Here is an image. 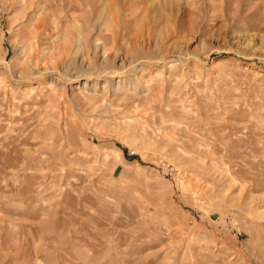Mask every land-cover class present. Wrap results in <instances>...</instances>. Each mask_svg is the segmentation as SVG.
I'll list each match as a JSON object with an SVG mask.
<instances>
[{"label": "rangeland", "instance_id": "rangeland-1", "mask_svg": "<svg viewBox=\"0 0 264 264\" xmlns=\"http://www.w3.org/2000/svg\"><path fill=\"white\" fill-rule=\"evenodd\" d=\"M31 1L0 0V264H264V0H118L144 14L107 54L137 60L144 21L173 57L142 101L78 65L55 84L56 51L91 62L98 32Z\"/></svg>", "mask_w": 264, "mask_h": 264}, {"label": "bare ground", "instance_id": "bare-ground-1", "mask_svg": "<svg viewBox=\"0 0 264 264\" xmlns=\"http://www.w3.org/2000/svg\"><path fill=\"white\" fill-rule=\"evenodd\" d=\"M48 1L49 0H37V2H38L37 6L40 8L42 7L44 10H47L49 8V6H51V8H52L53 4L55 3V0L50 1V2H52V4H48ZM67 1H70V0H67ZM119 1L118 0H72L71 4H72V10L73 11H76L74 9L76 8L77 5H79V7L83 8L85 11H87L86 17L84 16L85 12L83 14V20L85 19L86 21L82 22V24H80V26H78L79 27V33H78L79 36L82 37L83 34L92 33L91 29H90V32H88V30L86 29L87 25L92 27L93 29H95L96 32H98V36H99L98 41L91 43L92 44L91 45L92 46V48H91L92 49L91 50L92 59L95 61H93V60H92L93 62L92 61L91 62L85 61L84 58H82L81 54H79L77 52L76 53L73 52L74 46H72L73 43L71 41L66 43L63 47H61L60 49H58L56 51L58 54V57L54 62V66L52 68L50 67L51 68V71H50L51 74L54 75L55 73H57L54 75L55 84H56V81L58 80L57 76H60L61 74L67 76L68 78L72 77L70 75V73L72 72V70H75L77 68V65H78V66H83V68H85L86 71L90 72L89 73L90 75H88L84 78L85 82H84L83 86H86L85 84H88L87 82H91V88L96 89L99 86V88L102 90V93L105 95V98L109 99V101L111 100L112 97H115L118 95V91L126 92V93L127 92L132 93L137 101H142L143 100L142 96L149 94L150 85H148V84H149L150 80L155 79V77L158 75L162 76L163 71L161 70V72H157V73H156V71H154L155 74L152 77H150V75L147 74V71H146L147 68L158 65L159 63H161L160 60L167 62V60H169L173 57L169 56V49L165 45V43H163L161 41H160V43H158L159 41H156V40L151 41V39H152L151 37H153L154 34L152 33L151 28L148 26V24L145 23L144 21L139 25V29H138V31H136V33L134 35V39L136 40V43L139 46L138 53L140 54V57L137 60H133V58H127L128 56L122 57V58L119 56L118 57L114 56L113 58H111L109 53L107 54V47H109L111 45L112 46L115 45L117 38L121 36L120 31H122V29H124V26L126 25V23L129 26H131V24L134 23L133 21H135L136 18H141L144 14V12L142 10L143 8H141V7L133 8L132 6H130V7H126V8L122 9L123 6L120 5ZM37 2H36V0H32L30 2L29 6H31L33 9V7L35 6V4H37ZM126 2H128V1H126ZM121 4H122V2H121ZM76 9H77V12H79V9L78 8H76ZM71 13H72V11H71ZM71 16H76V15H71ZM80 18H81V16L79 17V19ZM80 21H82V20H80ZM136 23H137V20H136ZM85 24H87V25H85ZM101 25L104 26L105 28L106 27L112 28L110 30V35H108L109 32H108V34L103 33L104 30L101 29L102 28ZM44 28H45L44 24L40 25L37 28L38 29L37 34H38V32H39L38 35L44 34L45 33V32H43ZM122 35H123V33H122ZM166 39H167V37H166ZM85 40H86V38H85ZM29 44H30V42H29ZM84 44H85L84 40L81 41L79 48L84 46ZM151 54L155 55L156 57H154L152 59L150 57ZM115 61H118L121 64L127 63V66L129 68H134V70L140 69V72H142L141 76L140 77L137 76V78L134 80L132 79L133 81L124 80V78L122 76V74L124 75V73L112 71V68L114 69L113 64H112V67H110V64L114 63ZM25 63L27 64L26 68H28L29 71L31 72L30 76L35 77V78H37L43 74L42 72H40V70H43V71L46 70L47 71L48 69H50V68L43 67L42 69L38 70V69L33 68L31 61H29V62L26 61ZM52 65H53V63H52ZM166 66H167V64H166ZM166 66H165V68H166ZM162 69L164 70V68H162ZM132 72H133V70H132ZM175 76H176V74H175ZM102 78H105L104 82L100 83ZM69 80L73 81V82L78 81L79 77L76 76V77L70 78ZM114 80H116V81H114ZM165 82H167V81H165ZM152 83H153V81H152ZM170 83H172V82H170ZM130 89H131V91H129ZM164 91H165V89H164ZM120 99H121V97H120ZM120 99H118V100H120ZM122 100H123V98H122ZM138 107H139V105H138ZM139 109H140V107H139ZM149 112H151V111H149ZM143 115H144V113H143ZM147 116H150V115L147 114Z\"/></svg>", "mask_w": 264, "mask_h": 264}]
</instances>
